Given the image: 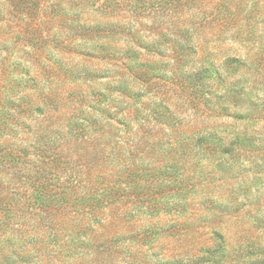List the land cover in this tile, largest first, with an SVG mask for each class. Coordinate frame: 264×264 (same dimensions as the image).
<instances>
[{
	"label": "trees",
	"instance_id": "trees-1",
	"mask_svg": "<svg viewBox=\"0 0 264 264\" xmlns=\"http://www.w3.org/2000/svg\"><path fill=\"white\" fill-rule=\"evenodd\" d=\"M239 9L243 13L242 5ZM259 13L263 28L255 31L253 44L244 40L237 16L227 13L220 18V30L212 34L218 45L209 54L214 53L215 60L189 68L188 61L199 53L186 26L173 42L185 61L176 64L170 77L154 67L129 68L138 80L137 90L122 83L110 93L96 90L89 98L81 94L74 100L81 107L88 104L89 110L70 113L68 102V110L54 113V128L43 124L34 130L32 144L0 145V252L17 243V248L32 250L25 246L27 240L21 245L22 239L14 234H27L36 245L38 233L17 220L22 210L31 215L32 228L47 226L48 233L54 231V264H71L73 258L78 261L86 255L85 261L106 245L89 232L96 228L112 232L142 214L188 211L183 203L207 182V172L222 185L215 190L234 185L224 202L202 200L203 209L216 210L204 219L214 242L205 254L206 264H225L229 252L224 236L209 220L238 218L241 210L255 203L249 216L253 227L263 229L264 6ZM210 17H204L209 26L214 22ZM229 21L234 22L232 29L239 25L237 31L227 29ZM58 100L55 97L54 104ZM176 128L186 137L167 144L166 164L151 163L157 148L166 144L161 133ZM0 133L12 138L1 126ZM33 208L36 214L30 211ZM147 233L159 235L155 229ZM246 251L255 259L264 257V247L250 245ZM233 253L229 262L239 264L241 252Z\"/></svg>",
	"mask_w": 264,
	"mask_h": 264
},
{
	"label": "rangeland",
	"instance_id": "rangeland-1",
	"mask_svg": "<svg viewBox=\"0 0 264 264\" xmlns=\"http://www.w3.org/2000/svg\"><path fill=\"white\" fill-rule=\"evenodd\" d=\"M55 6L60 12L56 10L54 18ZM263 6L264 0H0V126L12 133V138L0 137V145L32 144L34 130L43 124L54 128V113L68 110V102L70 113L79 108L89 110L88 104L81 107L74 100L81 94L89 98L96 90L110 93L109 89H118L122 83L137 90L138 80L128 73L129 68L154 67L161 76L170 77L176 64L185 61L173 42L186 26H190L192 47L199 53L187 60L189 68L198 69L215 60L214 53L209 54L218 45L212 34L220 30V18L227 13L237 16L239 25L244 26V40L253 44L255 31L263 28L259 19ZM205 15L213 18L211 26ZM233 25L229 21L227 29L235 32L239 25L232 29ZM55 97L59 100L54 104ZM181 131L176 128L161 133L166 144L157 148L151 163L155 160L159 167L167 163V144L186 137H181ZM206 180L195 196L183 203L188 211L180 208L182 214H142L132 222L118 224L112 232L103 228L89 232L97 243L106 245L85 261L86 255L78 261L73 258L71 264H206L205 254L214 242L204 219H210L216 210L203 209L202 200L224 202L234 185L215 190L222 185H216L208 172ZM254 208L255 203L246 206L238 218L209 220L225 238L229 250L225 264L235 263L229 262L235 249L241 252L239 264H264V257L255 259L246 251L250 245L264 247V228L253 227L249 216ZM21 211L17 220L29 232L38 233L36 245L27 234H14L22 239L21 245L27 240L25 246L32 250L17 248L13 238L17 246L0 252V264H54V231L48 233L47 226L32 228L31 215ZM30 211L37 213L34 208ZM178 226L180 231L175 229ZM151 229L159 232L158 237L145 235Z\"/></svg>",
	"mask_w": 264,
	"mask_h": 264
}]
</instances>
